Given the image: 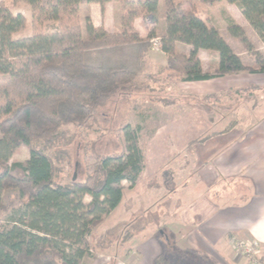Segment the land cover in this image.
Returning <instances> with one entry per match:
<instances>
[{"label":"trees","instance_id":"obj_1","mask_svg":"<svg viewBox=\"0 0 264 264\" xmlns=\"http://www.w3.org/2000/svg\"><path fill=\"white\" fill-rule=\"evenodd\" d=\"M112 1L119 2L125 11L120 31L108 32L89 19L81 24L80 5L99 4L103 9ZM200 1L212 6L221 0ZM224 1L236 5L254 32L264 36V0ZM11 2L30 6V33L16 36L25 29L26 18L0 2V133L12 134L15 147L27 146L29 158L26 164H8L10 152L0 138V264H78L84 253L92 250L82 248L88 244L86 238L103 215L119 204L123 182L132 187L144 169L146 144L139 139L140 126L123 124L120 132L124 152L93 154L84 179L62 184L60 168L70 162L74 141V134L70 135L66 127L100 126V113L113 101L154 89L145 84V79H151L152 84L159 79L174 84L201 81L240 72H264V63L259 67L244 63L218 29L198 15L191 2L188 8L176 0ZM158 12L165 23L160 49L166 59L155 73H148L145 57L154 34L140 37L133 21ZM227 31L246 41L239 25L229 24ZM176 43L191 46L188 55L176 52ZM199 49L218 53L212 72H203ZM194 97L179 94L175 99L150 100L167 105ZM84 195L90 198L87 203L82 202ZM23 208L32 210V222L15 218ZM62 224L66 225V241L72 242L70 253L67 242L65 247L57 238ZM118 228L97 236L93 247L98 251L108 249ZM118 235L117 242L123 245L133 234L125 230ZM169 251L157 255L154 264H184L185 260L210 264L197 256L177 251L173 256Z\"/></svg>","mask_w":264,"mask_h":264},{"label":"crops","instance_id":"obj_2","mask_svg":"<svg viewBox=\"0 0 264 264\" xmlns=\"http://www.w3.org/2000/svg\"><path fill=\"white\" fill-rule=\"evenodd\" d=\"M221 3L220 1V5ZM223 3L225 10L233 7L239 11L236 5ZM81 6L83 5L79 9ZM228 44L234 50L231 43ZM191 48L186 44L182 46V43L175 45L176 52L185 55H188ZM154 54L155 52L148 51L145 61L158 68L165 63L166 55L160 51L159 62L149 64ZM241 54L240 51L237 53L243 61ZM197 55L203 72L210 73L216 68V51L199 49ZM176 86L180 91L190 89L185 92L196 95H232L226 97V101L221 100L220 107L225 113L222 115L213 109H201L193 105L163 106L164 111L162 110L155 130L146 143L144 169L135 184L128 186L127 198L126 190L123 189L119 204L108 216L114 215L128 200L126 203L129 204L125 206L123 215L135 219L136 213L142 210L141 206L147 210L162 197L165 198L163 184L175 181L176 185L172 187L169 198L171 195H178L176 206H187L181 212L178 211L181 214H177L181 215L180 219L184 220L185 226L189 225L191 228L170 231L158 229L155 232L147 230V225L139 227L132 231V238L122 245V250L126 252L117 259L116 264H154V258L158 254L169 250H173L169 251L171 253L177 251L186 256L209 258L210 264H251L237 256L230 236L257 241L258 263L254 264H264V100L249 101L257 97L256 93L262 97L264 72H240L201 81H179ZM246 92L251 94L247 96L249 100L243 103L237 94ZM232 107L246 109L244 115L231 118L229 114ZM214 113L218 116L213 117ZM169 141L178 143V156L171 157L170 148L167 147ZM192 142L196 143L190 150L187 149V145ZM159 143L164 144L163 149L157 147ZM188 155L190 159L186 164L190 163L189 168L181 163V158ZM186 189L190 190L189 194L186 193L188 195L182 193ZM199 189L208 190V196L194 192ZM185 212H188V222V218L182 215ZM122 223H125L124 220L113 221L100 234L118 228ZM156 237L160 240L156 241ZM135 253L136 257L133 255ZM183 262L192 264L186 260Z\"/></svg>","mask_w":264,"mask_h":264},{"label":"rangeland","instance_id":"obj_3","mask_svg":"<svg viewBox=\"0 0 264 264\" xmlns=\"http://www.w3.org/2000/svg\"><path fill=\"white\" fill-rule=\"evenodd\" d=\"M180 1L185 8L189 7V3L191 2L196 10L198 15L207 21L209 25H213L215 28L218 29L224 40L227 41V43H231L232 50L236 55L239 53V51L242 53V59L243 62L254 66L259 67L261 63H264V36H259L252 27L247 23L246 20L243 19L239 11L237 12L233 7L229 8L228 10H225V5L223 2L224 0H221L220 2L212 5L207 6L201 3L200 0H176ZM0 2L5 3L8 5L13 13H21L27 21L25 29L21 30L16 34V36H22L27 35L30 33V20H31V11L30 6L27 5L24 2H17L12 3L11 0H0ZM227 3V2H226ZM107 4V5H106ZM103 7V9L100 7L99 4H82L83 6L79 9V19L82 25L86 22V20H90L94 26L103 28L104 30L108 32H114V31H120L122 29L121 26V20L123 16L125 15V11L123 10L121 4L117 1H112L109 3H106ZM229 4V3H228ZM236 24L239 25L246 36V41L242 42L237 38L232 37L229 32L227 31V27L229 24ZM164 20L161 17V13H157L153 17H138L133 21V26L136 30V32L139 34L140 37H145L149 32H153L154 38H157L160 40V37L163 35L164 31ZM229 41V42H228ZM152 44V43H151ZM184 44H182L183 46ZM152 46V45H151ZM150 50L152 52H155V54L151 57V61L149 64H157L160 60V44H158L157 48L152 49L150 47ZM158 51V52H157ZM238 56V55H237ZM240 58V57H239ZM157 62V63H156ZM158 68L152 67V65H148V62L145 64V71L148 73H155ZM145 84H150L154 87V89L151 90H144L142 92H136L130 98L120 101H113L109 106L105 108L103 112L99 115V125L98 127L93 128H79L75 129L73 126H68L66 129L68 130L69 134H74V141L70 148V162L64 163L61 166L60 171V177H61V183L67 184L70 182L71 179H78L82 180L85 178L86 169L92 164L93 157L92 155H118L121 152H124V143L121 138V132L120 127L123 124L129 125L131 128H135L137 126L141 127L140 133H139V139L141 142H144L145 144L149 140L150 136H152V133L155 130L156 123L158 118L160 117L163 106H169L173 104H167L163 105L161 103L152 102L151 98H172L179 95V94H192L195 97L194 98H182L181 102L174 103V104H185V105H193L195 107L201 108V109H210L215 110L218 112L219 115H222V108L220 107L221 100L226 101V97H229L231 93H223L216 94V97H212L210 99H202L205 95H196L190 92V89L180 91L178 86L174 84L173 82H166L162 79H159L155 84H152L151 79H145ZM169 86V87H168ZM168 87V88H167ZM209 94H215V93H209ZM251 93L246 92V94L238 93L237 96L239 97V100L247 101V96H249ZM208 95V94H206ZM232 95V94H231ZM246 95V96H245ZM257 97L252 98V100H264V89L262 91V97L261 94L259 95L256 93ZM245 96V97H244ZM244 98H246L244 100ZM240 102V101H239ZM233 106V105H232ZM246 109L238 108V107H232L231 108V118L239 117V115H244V111ZM248 110V109H247ZM224 111V110H223ZM241 112V113H239ZM218 114L214 113L212 116L217 117ZM225 114V113H223ZM0 138L3 139L5 142L7 148L10 152V159L8 161V164H11L12 162H21L23 164H26L29 158V149L27 146H21V147H15L14 141H13V135L12 134H2L0 133ZM167 147L170 148V155L178 156L179 153L176 151L178 149V143L174 141L167 142ZM196 142H192L189 146L187 145V149H191L192 145H194ZM89 146L88 149L85 150V146ZM91 146V147H90ZM159 149L164 148L163 143H159L157 146ZM187 154V153H186ZM173 159V158H172ZM170 162L171 163V160ZM175 159V158H174ZM190 159V156H185L181 158V163L184 165H187L186 162ZM179 163V162H178ZM190 163L185 166L189 168ZM174 167V166H173ZM171 167V168H173ZM187 168V172H189ZM174 170V169H172ZM168 171V170H167ZM169 176L172 177L171 172L168 173ZM165 175V174H164ZM163 175V176H164ZM162 176V177H163ZM155 181H153L152 184H154ZM165 189V198L162 197L160 201L157 204H154L153 206H150L147 210H145L142 206L140 207L142 210H139L136 213V218H130L129 215H123L125 211V206L129 203L128 200H126L124 205L120 207V209L114 214L108 216L103 215L102 220L103 223L99 224V226H95L92 230V234L90 237L88 236L86 238L87 240V246H82L83 249H92L91 252L94 254L95 257L91 255V252L84 253V256L80 258L78 264H113V262H117L120 257L124 256V250H122V245H119L117 242L119 231L123 232L125 230L132 232L133 230L138 229L139 227L144 228V226L147 225V230L155 231L157 232L158 229H162L165 231L170 230H179L180 228H191L189 225L185 226L184 220L180 219L181 215H178L177 213L181 214L180 210H184L187 206H183L179 208L176 206L178 202V195L174 196L171 195L169 198V194L172 190V187H174L175 181H172L171 183H168V185L165 183L163 184ZM123 186L125 191V197L129 195L128 193V183L123 182ZM188 187L187 185H185ZM167 190V191H166ZM176 191V190H175ZM143 192V191H141ZM190 190L186 189L182 191L184 195L186 193L189 194ZM198 195L204 194L205 196H208V190H197L194 191ZM210 192H219V191H211ZM186 194V195H188ZM183 196V195H182ZM77 196H75L76 198ZM89 196L84 195L82 196V202L87 203L89 201ZM190 199L188 200V202ZM138 209V208H137ZM179 209V210H177ZM190 209V207H188ZM144 211V212H143ZM177 211V212H176ZM180 211V212H178ZM187 211V210H186ZM32 210H28L26 208L21 209L18 211L14 216L17 219L24 218L25 222L30 223L32 220H34V217L31 216ZM186 214H182L184 217H186L187 221H189L188 212H185ZM113 216V217H112ZM101 220V221H102ZM118 220H124L125 223H122L120 227L118 228L117 232L115 231V239L111 241V246H109L108 249L103 251L96 250L94 246L95 238L99 236L100 234L107 226V224L112 223L113 221ZM36 232V231H35ZM57 238L60 240L63 246L67 247V251L70 253L72 250L70 249L72 247L71 241H66V225L62 224L59 229V234H57ZM234 238L236 240H244V239H238L235 236H230L231 239ZM156 241H159L160 238L156 237ZM67 242V244H66ZM231 244L235 248L234 244L231 241ZM162 245V244H161ZM95 249V250H94ZM236 249V248H235ZM237 256H240L244 259H246L251 264L258 263L256 262V258H251L249 256H246L242 254L239 250H236ZM135 257L137 256L136 253L133 254ZM159 255V254H158ZM173 256H175L174 253H172ZM257 256V255H256ZM155 259V258H154ZM205 261H204V260ZM201 261L208 262L209 258L202 257L200 259Z\"/></svg>","mask_w":264,"mask_h":264},{"label":"built area","instance_id":"obj_4","mask_svg":"<svg viewBox=\"0 0 264 264\" xmlns=\"http://www.w3.org/2000/svg\"><path fill=\"white\" fill-rule=\"evenodd\" d=\"M151 43L152 49H155L157 48L158 44H160V40H158L157 38H153L151 40ZM231 241L234 244L236 250H239L242 254L249 256L253 259L256 258L259 249V244L257 241L252 239L239 241L234 238H232ZM257 261L258 259L256 258V262Z\"/></svg>","mask_w":264,"mask_h":264}]
</instances>
